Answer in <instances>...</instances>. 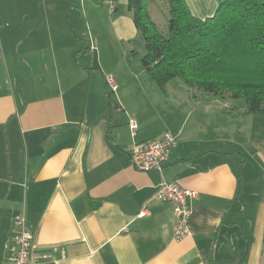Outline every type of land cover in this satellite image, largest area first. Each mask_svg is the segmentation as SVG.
Masks as SVG:
<instances>
[{"label": "crops", "instance_id": "0c3cea01", "mask_svg": "<svg viewBox=\"0 0 264 264\" xmlns=\"http://www.w3.org/2000/svg\"><path fill=\"white\" fill-rule=\"evenodd\" d=\"M186 2L203 19L219 4ZM140 35L128 0H0V264L19 214L43 264H264L263 120L180 78L162 89ZM166 130L162 171L134 168ZM163 180L197 191L181 240Z\"/></svg>", "mask_w": 264, "mask_h": 264}, {"label": "trees", "instance_id": "16d2710c", "mask_svg": "<svg viewBox=\"0 0 264 264\" xmlns=\"http://www.w3.org/2000/svg\"><path fill=\"white\" fill-rule=\"evenodd\" d=\"M152 0H128L146 53L148 77L165 89L182 79L215 97L246 100L243 114L264 115V0H218L213 16H195L186 0H164L168 30L152 19Z\"/></svg>", "mask_w": 264, "mask_h": 264}, {"label": "built area", "instance_id": "2783aa9c", "mask_svg": "<svg viewBox=\"0 0 264 264\" xmlns=\"http://www.w3.org/2000/svg\"><path fill=\"white\" fill-rule=\"evenodd\" d=\"M112 11L114 5L111 6ZM108 87L112 92L118 89V82L113 74L106 75ZM120 110V108H118ZM130 128L135 134L138 123L130 119ZM177 144L176 136L166 130L161 136L148 140L133 148L131 153L134 168L150 172L154 170L162 171L165 164L170 160L173 148ZM197 196V191L183 188L179 184L163 180L155 194L161 200L169 201L173 204L175 214V239L181 240L191 233L190 220L192 216V206L190 199ZM146 214L142 211L139 216ZM35 234L27 225L26 218L19 214L15 218V230L10 238L9 254L7 264H43L42 256L35 249Z\"/></svg>", "mask_w": 264, "mask_h": 264}, {"label": "rangeland", "instance_id": "374dc122", "mask_svg": "<svg viewBox=\"0 0 264 264\" xmlns=\"http://www.w3.org/2000/svg\"><path fill=\"white\" fill-rule=\"evenodd\" d=\"M152 7L154 8V20L156 22V25L164 32H167L168 30V13H167V4L165 3V1L163 0H158V1H154L152 3ZM90 31V30H89ZM86 34H88L87 30L85 31ZM139 40H140V43H139V47H143V49L145 50V45H144V39L142 37V35H140L139 37ZM141 48H137L136 46V52L137 51H140ZM144 50H141L144 52ZM146 51V50H145ZM136 52H133L136 56ZM142 52V54H143ZM141 54V55H142ZM212 96V95H211ZM218 99V103L217 105L220 106L222 104V106L224 105V108L225 107H230L232 106V108H239V109H242V108H247V103H246V100L244 98H241V97H231V96H228V97H217ZM263 107H264V103H263ZM257 116H260L261 119L263 120V123L260 127V130H261V133H262V136L264 135V115L260 114V113H253ZM248 115V114H247ZM251 115V114H250ZM253 122V117H250V118H246L244 119V123L242 124L243 128L245 129V131H248L250 133V130L255 128L256 129V126L253 127L251 124ZM233 123H231L232 125Z\"/></svg>", "mask_w": 264, "mask_h": 264}]
</instances>
